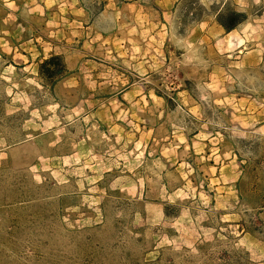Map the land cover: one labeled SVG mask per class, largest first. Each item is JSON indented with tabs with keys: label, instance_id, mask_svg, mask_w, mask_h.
I'll list each match as a JSON object with an SVG mask.
<instances>
[{
	"label": "rangeland",
	"instance_id": "1",
	"mask_svg": "<svg viewBox=\"0 0 264 264\" xmlns=\"http://www.w3.org/2000/svg\"><path fill=\"white\" fill-rule=\"evenodd\" d=\"M6 1L0 264H264V0H85L66 38Z\"/></svg>",
	"mask_w": 264,
	"mask_h": 264
},
{
	"label": "crops",
	"instance_id": "2",
	"mask_svg": "<svg viewBox=\"0 0 264 264\" xmlns=\"http://www.w3.org/2000/svg\"><path fill=\"white\" fill-rule=\"evenodd\" d=\"M9 3H8V2ZM6 3H5V6H10V4H13L14 7H10L11 9L14 10L15 8V18L18 19L19 18V15H20V11H22V9H28L30 14H32V20L35 21L37 20L38 24L40 21H43L44 20V14L47 16L45 17V21L48 22V20L52 19L54 21H56V26L58 27V29L53 32L51 34L52 37H54V34L57 36V38L60 36V37H63V38H66V31L69 29V25L67 26L64 21H69L70 20H67L64 18V15L67 13V14H72V15H77V16H88V17H92L93 13L91 11V8L87 5L86 1L85 0H29V2L27 4H23V3H17L16 1H11V0H7ZM131 2L133 3H140V0H131ZM107 4V11L112 9V6H116L117 9L120 8V5L119 3H111V2H105L104 5ZM142 6V5H140ZM84 19H82L81 17L78 19V18H75L72 20L73 23H75L76 27H80L81 25L83 26V22ZM51 21H49L48 23H50ZM53 23V22H52ZM60 26H61V30L60 29ZM22 27L23 28V33H19V34H22L21 35V38L22 39H26V41L28 40L30 42V45H34L36 48H38V46L42 45L40 47L41 50H48L49 52H54L56 51L57 49H61L60 46H58V44H55L54 42L52 43H49V40L47 39V37L43 36V35H40L41 32L44 33V30H39V29H36V31H34V33H30V31L28 30H25V25L22 24ZM46 27H50V25H47L46 23ZM39 28V27H38ZM43 28V27H42ZM67 29V30H66ZM36 34V36L34 35ZM45 34H49L47 32H45ZM40 40L44 43V44H47L48 47L45 48L44 47V44H40ZM33 43V44H32ZM40 49H37V50H40ZM11 50H14V51H18V48H15V49H11ZM57 54V53H56ZM62 53H60L61 55ZM42 55V53H39V56ZM45 56V53L43 54ZM52 56V55H50ZM45 58V57H44ZM47 59V58H46Z\"/></svg>",
	"mask_w": 264,
	"mask_h": 264
},
{
	"label": "trees",
	"instance_id": "3",
	"mask_svg": "<svg viewBox=\"0 0 264 264\" xmlns=\"http://www.w3.org/2000/svg\"><path fill=\"white\" fill-rule=\"evenodd\" d=\"M187 1L188 4H193L196 0H183ZM195 5V13L193 15H197V12L203 10L201 6ZM215 21L224 28L227 33H230L236 29H238L243 23H245L248 19L247 13L238 10L237 8H232L229 4H225L220 9H215L214 11ZM66 71V67L63 62V57L56 55L52 56L50 59L45 60L40 65V75L43 79L47 81H51L52 85H54L59 78L63 77Z\"/></svg>",
	"mask_w": 264,
	"mask_h": 264
}]
</instances>
